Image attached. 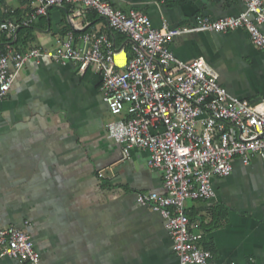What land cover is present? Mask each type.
<instances>
[{
    "label": "crops",
    "instance_id": "1",
    "mask_svg": "<svg viewBox=\"0 0 264 264\" xmlns=\"http://www.w3.org/2000/svg\"><path fill=\"white\" fill-rule=\"evenodd\" d=\"M109 1L143 10L156 26L245 8L244 0ZM24 13L20 0H0V22ZM70 31L81 47L89 46L85 34L106 32L117 48L131 49L129 37L104 16L71 3L52 6L12 44L58 48ZM171 46L183 59L204 56L231 93L264 97V47L245 28L184 33ZM117 57L125 61L122 52ZM100 85L99 73H81L73 61L31 58L20 70L0 99V226L29 230L41 264H177L164 217L138 200L140 192L165 191L164 173L149 165L146 149L134 147L124 157L122 144L107 135L116 115ZM213 180L214 198L186 202L192 228L213 253L210 264H264V157L249 163L237 157L230 175ZM0 264L19 263L0 256Z\"/></svg>",
    "mask_w": 264,
    "mask_h": 264
},
{
    "label": "built area",
    "instance_id": "2",
    "mask_svg": "<svg viewBox=\"0 0 264 264\" xmlns=\"http://www.w3.org/2000/svg\"><path fill=\"white\" fill-rule=\"evenodd\" d=\"M20 1L24 15L0 22V99L31 58L73 61L81 73H99L103 98L116 115L107 123V135L122 144L124 157L134 147L146 149L149 165L164 173L165 191L140 192L139 202L164 217L177 264H210L213 253L202 246V231L192 228L186 202L214 198V177L230 175L237 157L244 163L264 157V97L252 100L231 93L204 56L180 58L171 43L184 33L245 28L251 41L264 47V0H244L245 8L237 14H199L192 23L178 26L167 20L156 26L143 10H123L109 0ZM67 3L96 10L129 37L131 50L116 49L106 32L85 34L89 46L81 47L72 31L58 48L14 47L12 40L21 26ZM120 51L123 63L116 57ZM0 256L19 264H41L31 232L15 224L0 226Z\"/></svg>",
    "mask_w": 264,
    "mask_h": 264
},
{
    "label": "trees",
    "instance_id": "3",
    "mask_svg": "<svg viewBox=\"0 0 264 264\" xmlns=\"http://www.w3.org/2000/svg\"><path fill=\"white\" fill-rule=\"evenodd\" d=\"M25 27H27V26H21V27L19 28L18 32L20 33ZM19 33H18L17 38L12 40V43H13L14 45H17V44L19 43V41H20V34H19ZM130 50H131V49H129V51H130Z\"/></svg>",
    "mask_w": 264,
    "mask_h": 264
},
{
    "label": "bare ground",
    "instance_id": "4",
    "mask_svg": "<svg viewBox=\"0 0 264 264\" xmlns=\"http://www.w3.org/2000/svg\"><path fill=\"white\" fill-rule=\"evenodd\" d=\"M120 52H122V53L124 54L123 51H120ZM116 57H117V54H116ZM117 60H118L120 63H123V62H124L123 59H122V58H119V57H117Z\"/></svg>",
    "mask_w": 264,
    "mask_h": 264
},
{
    "label": "water",
    "instance_id": "5",
    "mask_svg": "<svg viewBox=\"0 0 264 264\" xmlns=\"http://www.w3.org/2000/svg\"><path fill=\"white\" fill-rule=\"evenodd\" d=\"M71 16H72V14H71ZM83 19H84V18H83L82 16H80V17L78 18V22H79V21H83ZM16 34H17V32H16ZM16 34H15V36H16ZM116 49H119V48H116Z\"/></svg>",
    "mask_w": 264,
    "mask_h": 264
}]
</instances>
